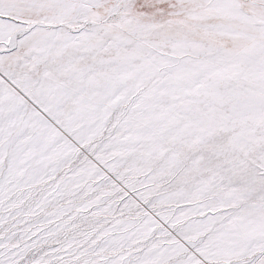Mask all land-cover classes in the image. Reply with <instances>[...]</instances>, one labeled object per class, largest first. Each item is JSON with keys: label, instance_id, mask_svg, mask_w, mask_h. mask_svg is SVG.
Listing matches in <instances>:
<instances>
[{"label": "snow or ice", "instance_id": "obj_1", "mask_svg": "<svg viewBox=\"0 0 264 264\" xmlns=\"http://www.w3.org/2000/svg\"><path fill=\"white\" fill-rule=\"evenodd\" d=\"M0 264H264V0H0Z\"/></svg>", "mask_w": 264, "mask_h": 264}]
</instances>
